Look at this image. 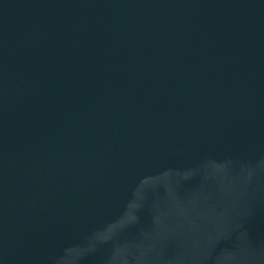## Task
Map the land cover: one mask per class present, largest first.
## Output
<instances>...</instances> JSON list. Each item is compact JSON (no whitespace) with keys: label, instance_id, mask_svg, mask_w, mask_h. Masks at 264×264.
<instances>
[{"label":"water","instance_id":"1","mask_svg":"<svg viewBox=\"0 0 264 264\" xmlns=\"http://www.w3.org/2000/svg\"><path fill=\"white\" fill-rule=\"evenodd\" d=\"M0 264H264V0H0Z\"/></svg>","mask_w":264,"mask_h":264}]
</instances>
